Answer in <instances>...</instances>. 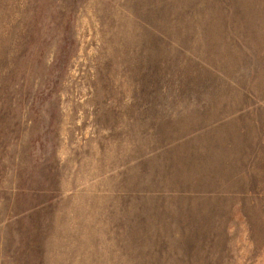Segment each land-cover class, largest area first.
Returning a JSON list of instances; mask_svg holds the SVG:
<instances>
[{
  "label": "rangeland",
  "instance_id": "obj_1",
  "mask_svg": "<svg viewBox=\"0 0 264 264\" xmlns=\"http://www.w3.org/2000/svg\"><path fill=\"white\" fill-rule=\"evenodd\" d=\"M0 264H264V0H0Z\"/></svg>",
  "mask_w": 264,
  "mask_h": 264
}]
</instances>
